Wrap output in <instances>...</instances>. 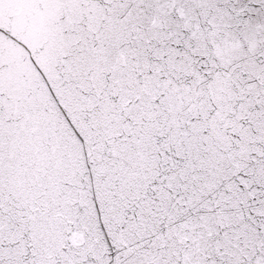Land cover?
Returning a JSON list of instances; mask_svg holds the SVG:
<instances>
[{
	"label": "snow or ice",
	"instance_id": "6c2138e0",
	"mask_svg": "<svg viewBox=\"0 0 264 264\" xmlns=\"http://www.w3.org/2000/svg\"><path fill=\"white\" fill-rule=\"evenodd\" d=\"M0 264H264V0H0Z\"/></svg>",
	"mask_w": 264,
	"mask_h": 264
}]
</instances>
